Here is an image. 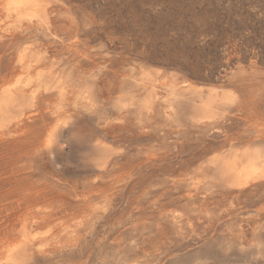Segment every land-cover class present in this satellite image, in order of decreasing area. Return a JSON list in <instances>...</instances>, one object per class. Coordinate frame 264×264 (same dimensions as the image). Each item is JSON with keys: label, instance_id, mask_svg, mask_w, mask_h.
I'll list each match as a JSON object with an SVG mask.
<instances>
[{"label": "rangeland", "instance_id": "rangeland-1", "mask_svg": "<svg viewBox=\"0 0 264 264\" xmlns=\"http://www.w3.org/2000/svg\"><path fill=\"white\" fill-rule=\"evenodd\" d=\"M26 1L19 16L0 0V129L20 138L0 137V254L28 231L29 264H167L207 245L228 264V229L245 224L200 174L261 144L264 0ZM21 52L44 85L13 90ZM171 89L190 99L174 118Z\"/></svg>", "mask_w": 264, "mask_h": 264}, {"label": "bare ground", "instance_id": "bare-ground-1", "mask_svg": "<svg viewBox=\"0 0 264 264\" xmlns=\"http://www.w3.org/2000/svg\"><path fill=\"white\" fill-rule=\"evenodd\" d=\"M5 9L7 12L15 13L19 16H27L29 14H32L29 11V5L26 0H7ZM36 31L38 30L36 29ZM16 67L20 69L22 75L18 79V85L15 86L13 90L19 89V87L23 84H31L33 82L44 85V82L40 77L33 75L34 71L36 70V67L32 63L30 57L28 56L26 52H21L18 55V59L16 61ZM262 87L263 88H259L257 89V91L253 93L256 95H264V86ZM167 96L168 97L166 100L165 107L169 109V116L173 118L178 115L179 111L181 110L183 106L188 105L190 103V99L188 97H186L185 95L181 93L176 92L174 89H171ZM223 100L228 101V94L225 95ZM213 104H214L213 96L208 95L206 97H199L194 103H192V106L194 107V109H196V111H199L202 113H209L213 110L212 109L214 107ZM260 114L262 118H256L252 120V124H251L253 133L261 139L260 146L256 148L232 147L229 150L228 156L213 158L209 162L207 167L201 171V174H200V177H201L200 183L205 189L209 190L218 183L222 185H228V195H229L228 207L225 206L226 208H228V215L229 213L237 211L239 215L241 216L242 222H244L245 224V226L241 225L237 229L233 227L228 229V238H227L228 239V264H264V203L260 206V208L258 209L256 208V201L258 200V198H262L264 196V105L261 108ZM6 136L7 137L10 136L8 131L0 129V137L2 140L7 139L8 141H17V143L20 142L19 137L7 138ZM139 142H142V141H139ZM46 143H49V144L55 143L54 136L52 134H49L47 136L43 144H46ZM18 177L19 176L17 175H13L11 177L13 178L14 187L20 186L21 179H18ZM244 231H247L249 233L250 238H251L250 242H246L244 240V236L242 235ZM211 248L212 246L210 245L204 246L201 249V253L199 256H194L192 259L186 260V261L174 259V260L168 261L167 264H214L215 261L213 263H209L207 261V259L209 258L210 252H211ZM222 248H225V247L223 246ZM31 251H32V247H31L30 240H29V232L25 231L15 246L6 248L0 254V264H29L32 259Z\"/></svg>", "mask_w": 264, "mask_h": 264}]
</instances>
